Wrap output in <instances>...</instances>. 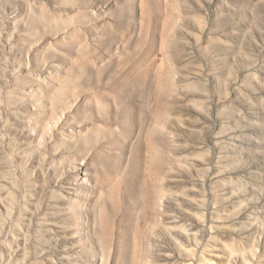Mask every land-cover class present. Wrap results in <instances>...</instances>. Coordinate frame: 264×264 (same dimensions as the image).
<instances>
[{"label":"rangeland","instance_id":"374dc122","mask_svg":"<svg viewBox=\"0 0 264 264\" xmlns=\"http://www.w3.org/2000/svg\"><path fill=\"white\" fill-rule=\"evenodd\" d=\"M0 264H264V0H0Z\"/></svg>","mask_w":264,"mask_h":264}]
</instances>
